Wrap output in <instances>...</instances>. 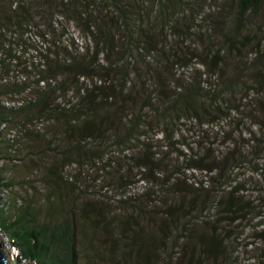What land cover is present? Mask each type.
Returning <instances> with one entry per match:
<instances>
[{"label": "trees", "instance_id": "1", "mask_svg": "<svg viewBox=\"0 0 264 264\" xmlns=\"http://www.w3.org/2000/svg\"><path fill=\"white\" fill-rule=\"evenodd\" d=\"M196 1L0 0V143L18 117L43 138L50 202L47 220L12 213L0 168V228L23 258L82 264L157 215L165 243L199 250L189 263L264 264V0L202 16Z\"/></svg>", "mask_w": 264, "mask_h": 264}, {"label": "rangeland", "instance_id": "2", "mask_svg": "<svg viewBox=\"0 0 264 264\" xmlns=\"http://www.w3.org/2000/svg\"><path fill=\"white\" fill-rule=\"evenodd\" d=\"M202 1V0H201ZM198 7L202 9H197L201 12V16L204 12H209L211 10L218 9L219 7L228 4L227 0H204L203 5L199 4V0L196 1ZM213 22L218 21L217 16L213 15ZM257 26L264 22V9L260 16L256 17L253 21ZM200 25V21H199ZM213 27V25L211 26ZM14 76V75H13ZM16 76H19L16 74ZM16 78V77H15ZM19 78H21L19 76ZM8 131L5 132L4 139L0 143V168L2 167L3 176L6 180L14 184L12 190L5 191V198L9 210L12 213L19 212V209L30 203L36 204L39 208L41 220L48 219V209L50 208V202L46 200L45 189L42 186L40 179H38L39 172L37 167V162L31 158V142L42 141L43 138L38 136H27L21 126H19V117ZM41 122H34L28 127L40 128L42 127ZM23 180H29L28 188H23ZM37 186V190L32 188ZM36 188V187H35ZM38 194V195H37ZM112 220L118 223L123 220L121 211L118 209V205L111 204L110 206ZM126 219V218H124ZM136 224L139 226L136 231H132L130 235L116 233L114 238L110 237V234H105L100 236L99 242L96 247H88L83 251V263L82 264H195V260L189 263V253H196V259L198 257L199 250L191 248L184 252L182 247V240L185 239L183 235L182 239L176 240L172 244L165 243L164 238H168L171 233L164 235L160 232V227L164 220L163 216H153L147 219V217L133 218ZM136 228V227H135ZM136 232V233H134ZM173 237L180 238L179 234L172 235ZM143 238L151 241L140 247L136 245L134 240ZM0 240H2L3 253L6 250L7 258L16 257L19 264H37L35 261H30L21 256V252L17 249L7 234L3 232L0 228ZM186 239L183 242V246L187 247ZM141 249V250H139ZM245 257V256H244ZM244 257H240L241 262ZM10 260V259H9ZM13 261V259H12ZM202 264H211L209 258H204Z\"/></svg>", "mask_w": 264, "mask_h": 264}, {"label": "water", "instance_id": "3", "mask_svg": "<svg viewBox=\"0 0 264 264\" xmlns=\"http://www.w3.org/2000/svg\"><path fill=\"white\" fill-rule=\"evenodd\" d=\"M3 251V245H2V240H0V264H18V261L16 260V257H12L13 262L10 263V260L7 259V253L6 250L4 253Z\"/></svg>", "mask_w": 264, "mask_h": 264}, {"label": "bare ground", "instance_id": "4", "mask_svg": "<svg viewBox=\"0 0 264 264\" xmlns=\"http://www.w3.org/2000/svg\"><path fill=\"white\" fill-rule=\"evenodd\" d=\"M3 253V252H2ZM7 259H10V263L13 262L12 259L10 257H8Z\"/></svg>", "mask_w": 264, "mask_h": 264}, {"label": "built area", "instance_id": "5", "mask_svg": "<svg viewBox=\"0 0 264 264\" xmlns=\"http://www.w3.org/2000/svg\"><path fill=\"white\" fill-rule=\"evenodd\" d=\"M17 257H18V261L21 260V259H19V256H17Z\"/></svg>", "mask_w": 264, "mask_h": 264}, {"label": "clouds", "instance_id": "6", "mask_svg": "<svg viewBox=\"0 0 264 264\" xmlns=\"http://www.w3.org/2000/svg\"><path fill=\"white\" fill-rule=\"evenodd\" d=\"M19 262V261H18ZM19 264V263H18Z\"/></svg>", "mask_w": 264, "mask_h": 264}, {"label": "flooded vegetation", "instance_id": "7", "mask_svg": "<svg viewBox=\"0 0 264 264\" xmlns=\"http://www.w3.org/2000/svg\"><path fill=\"white\" fill-rule=\"evenodd\" d=\"M19 263V262H18Z\"/></svg>", "mask_w": 264, "mask_h": 264}]
</instances>
